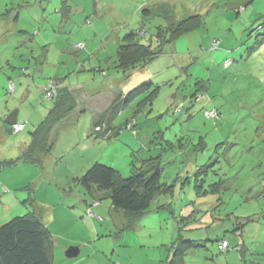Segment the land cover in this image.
I'll return each mask as SVG.
<instances>
[{
	"label": "rangeland",
	"instance_id": "obj_1",
	"mask_svg": "<svg viewBox=\"0 0 264 264\" xmlns=\"http://www.w3.org/2000/svg\"><path fill=\"white\" fill-rule=\"evenodd\" d=\"M188 19L197 26L172 40ZM132 31L162 50L125 73L117 51ZM51 81L78 105L26 161ZM15 110L19 132L5 121ZM101 116L110 138H96ZM96 162L122 177L159 164L174 186L129 229L110 192L81 181ZM29 212L53 234V264H167L180 235L197 244L187 264H264V0H0V226Z\"/></svg>",
	"mask_w": 264,
	"mask_h": 264
},
{
	"label": "trees",
	"instance_id": "obj_2",
	"mask_svg": "<svg viewBox=\"0 0 264 264\" xmlns=\"http://www.w3.org/2000/svg\"><path fill=\"white\" fill-rule=\"evenodd\" d=\"M191 21L193 20L188 19L179 23L177 28L172 31L171 39L175 40L194 29L197 23ZM162 34H159V36H162ZM123 40L126 43L120 44L117 51V68L125 73L136 69H144L150 61L160 55L162 50V48L153 50L151 45L140 42L133 31L127 33ZM230 64L231 61L227 60L226 65ZM57 82L51 81L50 83H54L55 89V93L50 98H47L48 90H51L50 84L45 91L44 99L53 102V106L43 121L32 132L31 144L23 155V159L26 161L39 160V155L50 151V138L54 128L64 121L78 105L76 89L70 86L59 87ZM153 85L154 83L151 81L136 91L139 93V91ZM205 88L204 85L201 86L200 90L194 91L191 100H199L203 92H206ZM160 89L161 86L156 85L152 92L146 96V99L152 100V97ZM120 98L119 96L115 98L111 106L114 107ZM185 105L182 101L178 102L176 110L180 112ZM208 112H215L213 117L219 119L220 115L217 110H206V115L212 117L208 115ZM104 116L93 122L94 131L97 133L96 138H110L108 134L112 129L109 123L112 118L109 119V122H105ZM126 124L129 125L127 127L133 133L138 134L137 130L134 129V123L128 122ZM209 165L205 166L204 171ZM201 171L200 169L196 172L198 174ZM81 181L89 188L95 185L99 190L109 191L112 208L124 212L127 219V228L129 229H133L141 217L151 210L153 203L161 194L170 191L174 186L165 185L162 181V169L159 164L152 166L148 171L143 167L137 168L132 175L122 177L116 168L96 162L85 171ZM179 240L172 243L173 254L167 264H187L186 252L197 246L193 240L182 239L181 235ZM224 242L227 245L223 248ZM54 243L52 232L35 213L29 212L22 216H16L0 226V264H53ZM229 246V241L225 239L220 245V249L225 251L229 249Z\"/></svg>",
	"mask_w": 264,
	"mask_h": 264
},
{
	"label": "water",
	"instance_id": "obj_3",
	"mask_svg": "<svg viewBox=\"0 0 264 264\" xmlns=\"http://www.w3.org/2000/svg\"><path fill=\"white\" fill-rule=\"evenodd\" d=\"M6 123L9 127H14L16 124H18V111L15 110L14 112H12L11 114H9V116H7L6 118ZM9 133H13V128H9L8 129ZM81 250L80 247L78 246H70L67 250H66V256L68 258H75L78 257L80 254Z\"/></svg>",
	"mask_w": 264,
	"mask_h": 264
},
{
	"label": "built area",
	"instance_id": "obj_4",
	"mask_svg": "<svg viewBox=\"0 0 264 264\" xmlns=\"http://www.w3.org/2000/svg\"><path fill=\"white\" fill-rule=\"evenodd\" d=\"M81 46H82L81 44L77 45V47H81ZM50 86H51V90H48L47 98H50L55 93L54 83L50 84ZM208 115L213 117V116H215V112H208ZM14 129H15L16 132H19V131L24 129V124H16L14 126ZM226 245H227V243L224 242L223 243V248L226 247Z\"/></svg>",
	"mask_w": 264,
	"mask_h": 264
},
{
	"label": "crops",
	"instance_id": "obj_5",
	"mask_svg": "<svg viewBox=\"0 0 264 264\" xmlns=\"http://www.w3.org/2000/svg\"><path fill=\"white\" fill-rule=\"evenodd\" d=\"M171 259H170V257H169V260H167V261H170Z\"/></svg>",
	"mask_w": 264,
	"mask_h": 264
},
{
	"label": "clouds",
	"instance_id": "obj_6",
	"mask_svg": "<svg viewBox=\"0 0 264 264\" xmlns=\"http://www.w3.org/2000/svg\"><path fill=\"white\" fill-rule=\"evenodd\" d=\"M18 124H21V123H18ZM14 131H15V129H14ZM16 132V131H15Z\"/></svg>",
	"mask_w": 264,
	"mask_h": 264
}]
</instances>
